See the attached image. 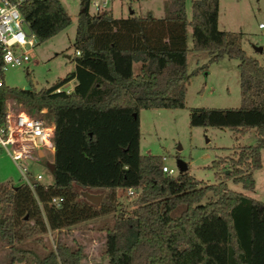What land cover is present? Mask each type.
<instances>
[{
	"label": "trees",
	"instance_id": "16d2710c",
	"mask_svg": "<svg viewBox=\"0 0 264 264\" xmlns=\"http://www.w3.org/2000/svg\"><path fill=\"white\" fill-rule=\"evenodd\" d=\"M18 8L37 42L70 22L59 0H25ZM217 10L218 0H190L187 17L184 0H165L162 16L123 17L110 9L90 13L88 0H79L73 69L37 89L0 86V111L9 97L30 112L45 107L54 124L51 181L32 190L24 183L0 185V241L8 264H81V248L59 237L40 243L41 251L23 240L39 242L47 228L109 212L106 264H264V201L225 182L253 187L264 145V67L240 46L238 33L217 27ZM187 31L191 48L205 50L210 60H238L240 96L234 107H189L188 124L227 128L235 140L252 129L255 137L211 160L212 183L186 169L162 172V155L138 151L139 109L184 105ZM68 80H74L69 91L55 90ZM76 186L106 191L91 203ZM128 187L136 189L134 206L116 211V191ZM53 195L62 197L57 206L48 202Z\"/></svg>",
	"mask_w": 264,
	"mask_h": 264
},
{
	"label": "rangeland",
	"instance_id": "374dc122",
	"mask_svg": "<svg viewBox=\"0 0 264 264\" xmlns=\"http://www.w3.org/2000/svg\"><path fill=\"white\" fill-rule=\"evenodd\" d=\"M114 15L126 14L129 9L143 14L150 10L154 15L163 11L165 0H109ZM108 1V2H109ZM70 17V22L49 37L36 41L33 55L27 63V71L20 67L8 66L3 73V82L8 86L20 88H40L50 85L56 77L73 69L72 39L74 37L78 0H59ZM186 16L190 15V0H184ZM90 13L93 10L88 6ZM217 27L238 33L239 44L244 51L255 57L264 67V0H218ZM261 23V27H258ZM186 70L190 72L182 107H150L138 111L139 136L138 151L141 154L164 155L162 162L172 168V175L179 172L176 161L186 164V170L196 179L206 183L215 181L213 170L208 167L211 160L219 156L231 155L234 144H247L255 141L253 130L244 132L237 140L227 128L215 126L189 125L188 108L191 106L234 107L240 104L238 90L237 59L222 55L210 60L205 50L192 49L189 31H187ZM136 72L138 62L132 65ZM74 80H68L60 86L71 89ZM13 101V100H11ZM23 108L21 104H15ZM25 109V107H24ZM43 156L36 159L17 160L25 167V175L31 178L40 173L39 182L51 181L45 161L51 159L52 151L43 150ZM260 165L252 170L253 187L244 188L240 182L226 178L229 189L242 192L254 199L264 201V145L260 147ZM226 163V162H224ZM224 163L219 165L224 168ZM21 169L0 149V185L9 187L25 183ZM79 197L86 191L92 194H104L106 189L76 186ZM100 196V197H101ZM134 194L116 191V211L130 210L134 206ZM86 199V198H85ZM87 200V199H86ZM89 201V200H88ZM115 211V212H116ZM113 213H105L94 218L84 219L59 230L47 228L40 235L41 241L32 242L29 238L23 244L38 251L40 243L52 242L54 236L71 246H79L83 252L81 264H106L104 249V226L109 225ZM32 221L29 220V224ZM7 245L0 241V264H8ZM21 264V263H12Z\"/></svg>",
	"mask_w": 264,
	"mask_h": 264
},
{
	"label": "built area",
	"instance_id": "2783aa9c",
	"mask_svg": "<svg viewBox=\"0 0 264 264\" xmlns=\"http://www.w3.org/2000/svg\"><path fill=\"white\" fill-rule=\"evenodd\" d=\"M22 1L25 0H0V86L5 85L3 73L8 66L20 67L26 72L27 63L33 55L35 37L19 11L18 7ZM107 3V0H88V6L92 8L93 13L107 9ZM258 26H261V23H258ZM74 53L78 54V50ZM59 89L62 88L60 86L55 88V90ZM63 90L69 91V89ZM16 103L20 104L9 97L3 99V107L0 111V149H4L21 169L24 184L32 190L41 175L37 172L28 178L24 173L25 167L20 166L17 160L41 157L38 156V150L42 152V156L44 149L52 151L54 124L46 115L45 107L30 112L24 107L18 108ZM161 159H164V155ZM160 170L168 174L173 173L172 168L163 162ZM126 191L132 194L136 189L128 187ZM61 199V196L53 195L48 202L57 206Z\"/></svg>",
	"mask_w": 264,
	"mask_h": 264
},
{
	"label": "water",
	"instance_id": "95a60500",
	"mask_svg": "<svg viewBox=\"0 0 264 264\" xmlns=\"http://www.w3.org/2000/svg\"><path fill=\"white\" fill-rule=\"evenodd\" d=\"M257 50L260 51L261 47H258ZM37 152H38V156H42V152L40 150H38ZM176 164H177V167H178L179 171H183V170L186 169V164L183 161L177 160ZM45 165H46L48 171L50 173H52L53 172V163L51 161H49V160H46L45 161ZM81 194L87 200H89L91 203H97L99 201V199H100V196H101L99 193L98 194H92V193H89V192H86V191H82Z\"/></svg>",
	"mask_w": 264,
	"mask_h": 264
},
{
	"label": "crops",
	"instance_id": "0c3cea01",
	"mask_svg": "<svg viewBox=\"0 0 264 264\" xmlns=\"http://www.w3.org/2000/svg\"><path fill=\"white\" fill-rule=\"evenodd\" d=\"M107 1H109V0H107ZM108 3H110V1L108 2ZM107 3V5H108V8L107 9H110L111 10V13H112V9H111V6H110V4H108ZM151 15H153V16H155V17H159V16H162V14H163V11H162V14H160V15H154L150 10H147ZM218 11V10H217ZM147 12H145V13H143V14H139V13H135L134 12V10L133 9H129V12L128 13H126V14H124V15H122V14H119V15H114L113 13H112V15L113 16H127V15H129V14H133V15H137V16H142V15H144V14H146ZM218 15V14H217ZM217 23V22H216ZM258 27H261V26H258ZM219 29H221V28H219ZM49 161H50V159H49Z\"/></svg>",
	"mask_w": 264,
	"mask_h": 264
}]
</instances>
